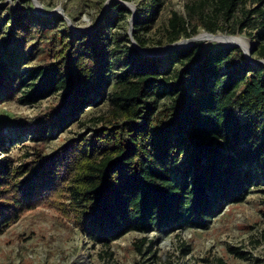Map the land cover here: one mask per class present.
<instances>
[{"label": "trees", "instance_id": "obj_1", "mask_svg": "<svg viewBox=\"0 0 264 264\" xmlns=\"http://www.w3.org/2000/svg\"><path fill=\"white\" fill-rule=\"evenodd\" d=\"M151 2L136 12L132 37L140 48L147 41L139 33L159 7L158 0ZM209 2L211 14L199 16L203 30L245 33L253 44L251 57L264 59V0ZM130 14L113 3L97 28L78 34L64 29L56 57L9 78L1 42L0 85L19 91L22 104L62 92L58 106L35 118L40 139L105 95L112 119L47 160L39 157L17 167L8 158L0 160V233L42 204L72 215L97 244L175 224L206 229L226 205L264 186V66L248 63L239 47L207 49L201 56L192 46L173 53L171 64L181 67L180 74L164 77L160 60L140 54L128 36L113 34L114 18L126 20ZM10 15L9 10V36L33 39L32 11ZM186 25L173 14L171 42L197 35L195 26ZM27 47L29 54L52 51ZM165 98L170 106L158 110Z\"/></svg>", "mask_w": 264, "mask_h": 264}, {"label": "rangeland", "instance_id": "obj_2", "mask_svg": "<svg viewBox=\"0 0 264 264\" xmlns=\"http://www.w3.org/2000/svg\"><path fill=\"white\" fill-rule=\"evenodd\" d=\"M151 1L37 0L40 6L36 8L31 0H0V18H5L0 45L4 42L5 47L1 50L10 74L7 77L12 72L28 73L36 65L47 62L49 57H56L62 46L60 34L64 29L73 34L94 30L108 14L113 3L122 4L131 13L126 20L114 18L113 34L121 39L128 34L133 36L131 28L132 23H135L137 10L150 5ZM158 1V11L153 20L145 25L146 30L139 33L147 41L145 49L170 47L171 44L187 40L180 36L175 42H171L173 32L170 22L174 13L189 28L195 26L197 35L208 33L200 25L199 16L202 13L205 16L211 14L209 0ZM203 1L206 3L204 9H201L199 5ZM246 6L253 7L250 2ZM9 10L10 16H14L16 12L32 11L33 15L28 19L33 26V39H28V36H9L11 21L6 17ZM60 18L63 22L58 21ZM44 20L49 22H42ZM44 29H50L49 34L46 35ZM219 33L242 37L248 49L253 45L245 33L229 35L217 31L208 34ZM32 45H37L40 49L51 47L52 51L29 54L27 46ZM192 46L199 47L201 56L207 49L223 48L215 44L190 42L185 45L183 43L181 48L173 52L152 57L142 55L160 60L159 67L165 74L164 77L175 79L180 74L181 67L171 64L173 53ZM2 86L0 140L5 145L0 146V160L8 158L14 167L39 157L47 160L70 141L82 135L90 136L93 129L105 126L106 121L112 119L108 95H105L97 106H86L70 124L51 131L48 129L46 137L40 139L33 129L35 118L47 115L58 106L62 92L34 104H22L19 91L10 92ZM106 89L111 93L113 86ZM170 102L171 99L167 98L160 100L158 110L168 108ZM0 264H264V186L252 188L242 202L226 205L221 213L209 221L206 229L195 228L187 223L175 224L171 228L164 227L148 233L130 232L108 244L94 243L75 225L72 215L66 216L61 211L42 204L24 211L0 233Z\"/></svg>", "mask_w": 264, "mask_h": 264}, {"label": "bare ground", "instance_id": "obj_3", "mask_svg": "<svg viewBox=\"0 0 264 264\" xmlns=\"http://www.w3.org/2000/svg\"><path fill=\"white\" fill-rule=\"evenodd\" d=\"M190 42H194V43L199 42V43H203V44H215L218 47H225L227 45L236 44V45L243 47L245 52L247 51V48H248L246 41L242 37H239L237 35L236 36H228V35L220 34V33L218 35L202 33V34L197 35L195 38H193L192 41H183L180 44L174 43L175 45L171 44L170 47H165V48H159L158 47L159 49H153V50L143 48L144 49L143 55L147 54L150 57L158 56L157 54L161 55V54L167 52V50H169V49H173L174 47H181L183 43L185 45L186 43H190Z\"/></svg>", "mask_w": 264, "mask_h": 264}, {"label": "water", "instance_id": "obj_4", "mask_svg": "<svg viewBox=\"0 0 264 264\" xmlns=\"http://www.w3.org/2000/svg\"><path fill=\"white\" fill-rule=\"evenodd\" d=\"M31 1L34 3V5H35L36 8H37V6H38V7L40 6L39 3L37 2V0H31ZM134 24H135V23H132V28H131L132 31H133ZM130 31H131V30H130ZM130 33H131V32H130ZM128 36H129V39H130V41H131V43H132V46H133L134 48H136L140 54H143V50H144V49H143V48H140L139 46H137V44H136L135 41L133 40L132 35H129V34H128ZM193 38H194V37L189 38V39H187L186 41H192ZM234 47H239V48L241 49V51L243 52V55H244V57H245V59L247 60L248 63H250V64H252V65L264 66V59H259V60H257V59H254V58H252V57L250 56V55L252 54V52H253V48H252V47H251L250 49L247 48V51H246V52H245V50L243 49V47H241V46H239V45H236V44L227 45V46H225V47H223V48H234ZM179 48H181V47H174L173 49L167 51L166 53L173 52L174 50L179 49Z\"/></svg>", "mask_w": 264, "mask_h": 264}]
</instances>
